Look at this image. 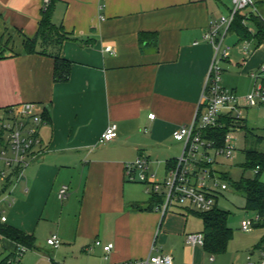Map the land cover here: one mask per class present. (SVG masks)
<instances>
[{
  "label": "crops",
  "instance_id": "obj_1",
  "mask_svg": "<svg viewBox=\"0 0 264 264\" xmlns=\"http://www.w3.org/2000/svg\"><path fill=\"white\" fill-rule=\"evenodd\" d=\"M220 1L53 0L51 22L68 37L59 54L70 62L68 80L56 83L51 57L39 47L22 53L24 38L37 33L42 0H0V109L32 102L46 120L44 153L26 168L4 223L32 244L0 235V256L22 247L19 264H118L156 255L204 263L202 247L185 243L190 211L155 212L124 166L144 157L149 171L156 164L165 172L179 155L168 156L165 144L197 114L213 58L203 36L219 19ZM256 49L238 65L248 78L264 64ZM111 123L117 137L99 144ZM51 235L58 248L46 244ZM95 241L113 248L105 255Z\"/></svg>",
  "mask_w": 264,
  "mask_h": 264
},
{
  "label": "built area",
  "instance_id": "obj_2",
  "mask_svg": "<svg viewBox=\"0 0 264 264\" xmlns=\"http://www.w3.org/2000/svg\"><path fill=\"white\" fill-rule=\"evenodd\" d=\"M52 1L42 0V9L45 10ZM231 4L229 14L212 23L203 36L213 48V58L197 114L188 124L181 125L172 132L173 140L181 145L179 155L166 168L165 175L160 180L149 171V161L144 157H138L124 166L128 182L143 185L145 193L151 199L160 200L154 204L153 209L161 216L173 207L189 211L192 208L201 213L214 208L218 191L228 190V185L206 184L207 179L214 182L219 179L212 173L211 167L220 157L230 159L234 156L232 142L236 138L233 133L243 130L244 112L248 109H264V64L258 65L250 73L252 88L243 96L219 85L222 74L219 64L228 60L231 51L230 47L224 45L225 37L235 17L246 8L253 7V0H231ZM243 23L245 24V20ZM105 51L112 53L110 47H106ZM249 53L247 47H243L242 54L247 56ZM148 118L154 119V114H149ZM225 121L229 122V129L222 146L217 147L214 141L205 139L203 133L221 127ZM45 124L43 110L35 103L23 102L0 109V224L7 221L3 204L8 207L12 205L15 190L24 178L26 168L44 153L40 129ZM116 137L117 126L111 123L101 135L99 144L109 143ZM257 171V167L252 170L253 176ZM66 193L67 187H62L58 198H65ZM255 213L253 219L241 221L240 229L243 232L249 233L254 227L264 225V215ZM185 243L190 247H203L204 236L202 233L186 234ZM46 244L58 248L61 243L56 235H51ZM94 245L101 247L105 255L113 248L112 244L104 245L100 241H95ZM24 251L21 247L18 257ZM209 261H213V257H209ZM118 264H173V259L170 255H156ZM247 264H264V246L248 255Z\"/></svg>",
  "mask_w": 264,
  "mask_h": 264
},
{
  "label": "rangeland",
  "instance_id": "obj_3",
  "mask_svg": "<svg viewBox=\"0 0 264 264\" xmlns=\"http://www.w3.org/2000/svg\"><path fill=\"white\" fill-rule=\"evenodd\" d=\"M232 7L231 0H221L219 3L220 16L226 17ZM238 15L246 18L245 25L248 30L253 33L256 32L257 26L255 24L258 21L264 24V0H253V7H248L241 11ZM218 16V18H220ZM255 18L258 20H255ZM219 20V19H218ZM6 45V43H5ZM224 45L230 47L229 62L220 63L222 68V74L220 76V87L225 89H234L238 95H245L251 90V79L247 75L242 73V67L238 66L243 63V59H248L249 55L255 50L254 41L240 40L239 35L232 30L228 32L225 37ZM2 47V45H0ZM243 47H247L249 55L244 57L242 54ZM257 54H264V40L261 45L257 47ZM245 127L251 132L249 135H245V130L235 131L232 144L235 148V154L232 158H218L217 163L213 165L212 173L219 177L216 181L206 180V184H222L228 185V190L218 191L216 206L218 209L228 213L226 226L232 231V237L229 240L225 251L222 254L206 255L203 264H247L248 255L255 251L257 248L264 246V225L256 226L251 232L246 233L240 229L241 221L247 219H253L256 213L247 210L245 207L244 196L237 192L230 182H235L241 177L252 178V170H243L242 164L245 162V150L253 148L257 151H264V109L255 108L248 109L244 112ZM259 139V142H257ZM168 150V156H175L180 152V144L171 141L165 144ZM162 156L154 157V160H162ZM150 172L157 176L160 180L164 177L163 165H151ZM212 174V175H213ZM227 178V179H226ZM259 181L264 183V172L260 174ZM139 191L144 194L141 186H137ZM15 201H17V194ZM148 201V197L144 196ZM14 201V202H15ZM13 202V203H14ZM13 203L10 207L3 204L6 215L11 211ZM201 212L195 209L190 210L187 215L188 224L187 227L190 233H202L203 225L200 219ZM182 251V248H180ZM213 257V261H209V257Z\"/></svg>",
  "mask_w": 264,
  "mask_h": 264
},
{
  "label": "trees",
  "instance_id": "obj_4",
  "mask_svg": "<svg viewBox=\"0 0 264 264\" xmlns=\"http://www.w3.org/2000/svg\"><path fill=\"white\" fill-rule=\"evenodd\" d=\"M52 2L41 13L36 35L33 38H24L22 53L25 55L33 54L36 52L37 47H39L41 54L49 56L54 60L53 79L54 82L59 83L68 80L70 62L60 57L59 54L60 45L68 37L61 27H57L51 22L50 9ZM244 20H246L245 17L237 15L228 32L234 30L239 35L240 40L254 41L255 48H257L264 40V24L256 21L257 30L253 33L243 23ZM255 20H258V18H255ZM43 118H45L44 114ZM221 121H224V119ZM228 129L229 122L225 121L221 127L205 131L203 137L214 141L217 147H221ZM243 130L246 132L245 135L251 134L245 126ZM257 142H259V139H257ZM244 153L245 162L242 164L243 170H254L257 167V174L252 178L241 177L235 182H230V184L237 192L244 196L247 210L264 215V183L259 181L260 174L264 172V151L250 148L246 149ZM171 165L172 162L168 163V167ZM152 201H155V203L160 202V200L153 199ZM199 217L203 225V251L208 255L222 254L232 237V231L226 226L228 213L218 209L215 205L212 210L201 213ZM0 235L13 240L23 247H28V245L32 244L31 237L25 236L19 231L5 226V224H0ZM0 264H19L18 252L13 255H1Z\"/></svg>",
  "mask_w": 264,
  "mask_h": 264
}]
</instances>
